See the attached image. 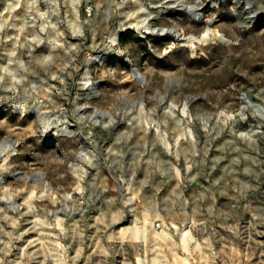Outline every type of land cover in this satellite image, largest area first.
<instances>
[{
	"label": "rangeland",
	"instance_id": "1",
	"mask_svg": "<svg viewBox=\"0 0 264 264\" xmlns=\"http://www.w3.org/2000/svg\"><path fill=\"white\" fill-rule=\"evenodd\" d=\"M0 76V264H264V0H0Z\"/></svg>",
	"mask_w": 264,
	"mask_h": 264
},
{
	"label": "clouds",
	"instance_id": "2",
	"mask_svg": "<svg viewBox=\"0 0 264 264\" xmlns=\"http://www.w3.org/2000/svg\"><path fill=\"white\" fill-rule=\"evenodd\" d=\"M50 2L52 3V4H56L57 3V0H50ZM65 2L66 3H71L72 4V6L73 7H75L78 3H79V0H65ZM35 4H36V0H33V6H35ZM43 15V14H42ZM80 34H82V33H80ZM51 61H52V58L51 57H49L46 61H44V63H51ZM20 68L21 69H23L24 68V65H23V63L21 62L20 63ZM3 76H0V82H2L3 81ZM86 79H87V77H86ZM141 79H143V77H141ZM23 81V77H21L19 80H16L15 81V84H20L21 82ZM89 83H90V81H89ZM15 84H14V86H13V88L11 89L13 92H15ZM32 90L33 91H35L36 89H35V86H33V88H32ZM25 94H27V90H26V93ZM244 94H242V96H243ZM249 113V108H248V106L246 105V104H242L241 105V108L239 109V111H238V115L240 116V118L242 119V120H246L247 119V114ZM254 114V113H253ZM50 123V122H49ZM45 130H47V127L45 128ZM241 136H245V138L247 139V141H248V143L250 144V145H256L257 144V141H256V139L254 138L255 137V134L253 133V134H245V133H242L241 134ZM8 151V146H7V144H4V145H0V155H3L5 152H7ZM0 167H2V166H0ZM256 191H259V188H258V186H253V185H251V184H249V186H248V188L247 189H241V188H239V187H233V192H235L236 193V196L237 197H239V198H242V199H247V196L249 195V194H251V193H253V192H256Z\"/></svg>",
	"mask_w": 264,
	"mask_h": 264
},
{
	"label": "bare ground",
	"instance_id": "3",
	"mask_svg": "<svg viewBox=\"0 0 264 264\" xmlns=\"http://www.w3.org/2000/svg\"><path fill=\"white\" fill-rule=\"evenodd\" d=\"M251 105L254 106V107H256V108L258 109L259 112H262V111L264 110L263 107L258 106V105L255 104V103H251ZM41 119H42V117H41ZM146 125H147V128L149 129V128H150V124H149V121H147V120H146ZM132 234L135 235V236L138 234V230H137V228H135V229L132 230ZM187 235H188V234H187V231L184 232L183 237H182L184 243H185V239H186V236H187ZM183 260H184V262H187L186 258H183Z\"/></svg>",
	"mask_w": 264,
	"mask_h": 264
}]
</instances>
